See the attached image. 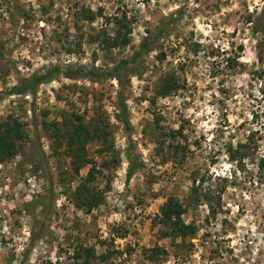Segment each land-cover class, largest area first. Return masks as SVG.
Segmentation results:
<instances>
[{
    "label": "rangeland",
    "instance_id": "rangeland-1",
    "mask_svg": "<svg viewBox=\"0 0 264 264\" xmlns=\"http://www.w3.org/2000/svg\"><path fill=\"white\" fill-rule=\"evenodd\" d=\"M263 13L264 0H0V92L53 68L82 71L0 101V127L17 120L27 137L0 162V264H264V33L253 31ZM142 44L126 75L139 159L127 183L109 73ZM77 116L99 133L79 173ZM241 145L253 154L232 161ZM93 167L100 204L78 208ZM194 181L215 197L216 217L207 202L187 203ZM169 199L198 228L185 243L162 222Z\"/></svg>",
    "mask_w": 264,
    "mask_h": 264
},
{
    "label": "trees",
    "instance_id": "trees-1",
    "mask_svg": "<svg viewBox=\"0 0 264 264\" xmlns=\"http://www.w3.org/2000/svg\"><path fill=\"white\" fill-rule=\"evenodd\" d=\"M262 21V23H261ZM255 33H264V13L262 16L258 18L256 22H254ZM120 38V37H119ZM119 38L112 39L111 46L118 45H127L128 38L122 37V41ZM146 44H142L140 51L136 54V56L131 60H123L115 65L109 73V76L116 79L119 83V92H118V108L121 112L120 121L124 126V130L128 135V143L130 149L126 152V157L131 161V166L127 172V183L131 181L133 176L137 171V167H135V163L138 162V158L131 152L133 148V143L131 139L130 132L132 130V125L129 118V110L128 105L125 99V91H126V80L127 74L129 73L131 67L136 64L137 60L140 56L143 55L145 51ZM82 72L81 70H62L61 68H53L45 72L44 74L37 73L29 78L20 77L18 79V85L13 87L11 90L7 92H0V101L5 100L9 96L13 95H30L35 94L37 89L49 82L55 80L57 76H64L70 79H76L77 74ZM83 77L100 79L103 76H108V74L100 75L96 71L83 72ZM173 90L170 86H165L162 94H168ZM77 120L79 124L75 128V135L73 136L74 144L78 145L76 149L72 151V157L75 161L74 169L77 173L85 166L86 163H90L89 160L86 159V145L94 140L95 137L99 136V133L91 132L85 124H82V119L77 116ZM27 140V137L23 135L21 130V125L17 120L13 122H8L5 124V127L2 129L0 127V162L14 157L18 153V143L23 140ZM252 147L250 145H241L240 150L237 148L236 150H232L230 157L232 161H243L246 158H249L252 153ZM139 167L142 169L144 167V163H139ZM262 164H264V160H262ZM94 167L90 170V177L84 181L83 185H80L76 190L74 203L78 208H83L86 210H92L100 204L101 198L97 195V193L90 187L91 178L93 176ZM196 181V180H195ZM194 181V182H195ZM203 181H200L198 185L196 182L192 187V192L190 197L188 198L187 203H199V202H207L210 208V216L216 217L217 209L213 206L214 196L210 193H204L200 186ZM218 201V205H219ZM186 213V208L182 203L178 200L169 199L161 209L162 222L169 226L171 229V235L174 238H181L183 243L186 242V239L189 237H193L198 232V228L194 224L187 225L183 220V215ZM86 258L90 259L94 254L91 253L90 250H86Z\"/></svg>",
    "mask_w": 264,
    "mask_h": 264
}]
</instances>
